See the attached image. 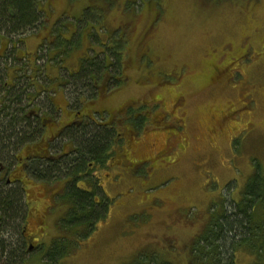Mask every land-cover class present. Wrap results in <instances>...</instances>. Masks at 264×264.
<instances>
[{
	"label": "rangeland",
	"instance_id": "obj_1",
	"mask_svg": "<svg viewBox=\"0 0 264 264\" xmlns=\"http://www.w3.org/2000/svg\"><path fill=\"white\" fill-rule=\"evenodd\" d=\"M40 8L45 21L24 37L26 47L19 43L12 53L16 42L2 38L0 51L9 49L0 59L1 74L30 69L16 59L21 53L31 68H42V85L63 93L70 79L87 74L82 63L97 66L96 55L106 51L109 66L116 56L108 48H117V69L127 81L104 91L93 108L119 115L123 104L145 100L149 92L165 97L172 88L188 101L184 131L174 138L165 128L121 126L124 150L104 176L111 218L62 264H210L195 254L210 217L222 211L225 199L240 200L251 178L264 181V0H41ZM107 72L97 84L102 90ZM56 100L64 105L62 94ZM127 111L139 109L132 104ZM155 137L169 140L168 149ZM164 154L170 160L161 163ZM148 158L152 166L140 163ZM133 160L138 163L128 166ZM16 173L34 202L30 231L41 226L40 213L45 222L39 233L47 236L40 242L64 234L57 228L66 210L57 200L63 183ZM115 175L121 179L113 185ZM262 238L257 249H239L235 264H264ZM28 264H43V256L30 253Z\"/></svg>",
	"mask_w": 264,
	"mask_h": 264
},
{
	"label": "flooded vegetation",
	"instance_id": "obj_2",
	"mask_svg": "<svg viewBox=\"0 0 264 264\" xmlns=\"http://www.w3.org/2000/svg\"><path fill=\"white\" fill-rule=\"evenodd\" d=\"M148 47V45H145L144 53L149 49ZM16 59H18L21 65H25V58L21 53L17 54ZM227 66L228 65L222 67L225 69ZM29 68L32 70L28 74L17 73V70L20 71L19 67L13 70L16 73H13L12 76L9 75L8 72L6 73V71H4V74L0 73V103L6 108L4 115L0 118V185L6 188H19L23 191L27 209L23 229L19 230L17 234L14 233V230L8 231L7 235L13 240H22L26 242L28 257L30 253H34L35 251L37 254L39 253V255L44 257L48 255V250L46 249L48 246H46V243L50 242L49 246H51L52 243L58 239L66 238V234H61L59 237L54 236L50 240L47 239L44 240V242H40V238L47 237L39 233V230L45 222V216L40 213L38 214V220L41 226H38L37 231L34 233L30 231L29 221L31 207L34 202L29 198L26 180L18 176L16 172L23 170L26 176L35 182H47L48 184L63 183L57 200L60 204L65 206L66 210L59 223H57V228L58 230L66 232L61 227V221L69 208V201L67 200L66 193L69 184L73 181V177L68 176V174H63L56 180H46L40 177L42 176L41 170L50 166H55L54 169L56 170V165H64L66 158L75 156L79 145L76 136L87 133L86 131L89 128L99 129L109 134L114 131L111 137L115 138L112 144L109 145L111 150L109 155H106V157H108L106 162L102 164V161H88L89 163L86 167L89 172L78 173L79 177L77 180V186L79 188L92 190L95 186L109 196L108 194L111 193L108 188L110 187L105 177L109 178V173L112 167H114V161L117 156L123 152L126 144L125 134L121 130V126L131 124L137 132L144 129L147 125H150L151 129L157 131L165 128L168 129V134H172L174 138L175 136L182 135L184 131L185 121L188 115L185 108L188 101L185 96L173 88L171 93L165 96L167 99L171 97L169 101L161 94L149 92L148 97H146L147 99L134 100V103L123 104L121 110L118 111L119 115H114L110 109L107 111L103 110V108H93V103L104 91L117 88V83L119 81H127V78H123L122 74L115 76L111 73L108 74L106 82H102L106 89L102 90L100 86L97 85L95 91L86 89V83L79 84L76 83V80L70 79L65 83V90L61 93L59 90L52 91L42 85V83H44V72L40 70L41 67L39 68L38 66L33 69L29 66ZM219 72L221 73V71ZM48 73L49 70H47V76H50ZM104 75H101V78L97 81L98 83L104 80ZM78 85H82V88L78 87L76 89ZM58 94L63 95L64 105H58L56 100ZM132 104L137 105L139 109L135 114H129L127 111ZM88 108H93L94 113L87 112ZM65 111L67 115L64 120L63 114ZM4 116H6L7 120H4ZM11 117L17 120L15 125H17L18 130L22 132H20L18 138L14 137L13 140L11 139V143L13 144L12 147L10 146L9 148L3 149L4 145H9V141L6 140V130L10 128L9 123ZM106 117L108 119H106ZM51 130L54 132L49 133ZM153 139L160 142L165 150L168 149L169 140L162 142L158 137ZM166 155L167 154H164L163 158H159L161 163L170 160L165 158L167 157ZM156 159H158V157H156ZM143 162L150 165L152 163L153 165V160H151V158L143 159L140 163ZM137 163L136 160H133L127 165L131 166ZM155 163H158V160L154 161V164ZM36 168L40 171H35ZM53 172L54 170H49V174ZM119 175L121 174L119 173ZM119 178L121 179V176L117 177V175H115L111 183L115 185ZM109 197L112 198L111 196ZM111 215L110 209V218ZM107 220L99 223V225L105 223ZM47 231L46 229L44 232ZM73 232L74 231L71 232L72 235ZM68 239L75 240L74 237H69Z\"/></svg>",
	"mask_w": 264,
	"mask_h": 264
},
{
	"label": "trees",
	"instance_id": "obj_3",
	"mask_svg": "<svg viewBox=\"0 0 264 264\" xmlns=\"http://www.w3.org/2000/svg\"><path fill=\"white\" fill-rule=\"evenodd\" d=\"M40 3L41 0H0V43L2 38H8L16 42L13 50L17 51L16 45L23 43L24 37L37 32L45 21ZM23 46H25L24 43ZM8 49L7 45L0 51V59L8 57ZM13 50L10 52L14 53ZM105 52L102 58L100 54L96 55L99 64L97 66H87L82 63L80 69L87 71V74H79L80 77L75 79L76 83H86V89L95 91L97 81L101 75L108 73V70L113 76L123 73L121 68L119 71L117 69L122 62L119 56L120 50L108 48V52L116 56V60L109 66ZM24 58L26 62V56ZM24 64L30 66L27 63ZM4 65L7 66V63L5 62ZM31 70L28 69L26 74ZM5 110V106L0 103V118ZM4 120H7L6 116ZM16 121L13 117L10 118V128L6 130V140L9 141V145H4L3 149L12 147L11 139L18 138L22 132L15 125ZM86 132L76 136L79 145L75 156L66 158L64 165H56V170L55 166H50L42 169V174L40 173L42 175L40 177L46 180H56L63 174L73 177L66 193L69 208L61 221V227L66 231V238H60L46 248L48 255L43 257V264H62V260L75 248L76 244L85 240L97 229L99 223L109 217L112 198L95 186L92 190L79 188L77 180L78 173L89 172L86 166L90 161H102V164L106 162L108 158L106 155H109L111 150L109 145L115 138L111 137L114 131H110L109 134L99 129L89 128ZM36 170L39 169L36 168ZM49 170L54 172L49 174ZM241 196L238 201L225 199L226 204L223 205L222 211L210 217V223L199 241L200 247L195 251L197 261H208L211 262L210 264H235L236 252L239 249L244 247L257 249L258 242L264 236V181L261 179L253 181L251 178ZM26 211L23 191L19 188H6L0 185V261L2 264H28L26 242L13 240L7 235L8 231L14 230L17 234L23 229ZM72 231H74L73 235ZM69 237H74L75 240H70Z\"/></svg>",
	"mask_w": 264,
	"mask_h": 264
}]
</instances>
